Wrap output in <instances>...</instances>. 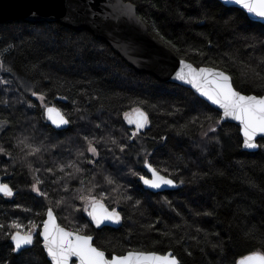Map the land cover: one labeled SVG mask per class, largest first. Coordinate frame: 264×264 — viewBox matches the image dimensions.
<instances>
[{"label": "trees", "instance_id": "obj_1", "mask_svg": "<svg viewBox=\"0 0 264 264\" xmlns=\"http://www.w3.org/2000/svg\"><path fill=\"white\" fill-rule=\"evenodd\" d=\"M126 1L180 59L226 72L243 94L264 95V25L244 11L218 0ZM0 64V179L15 190L0 196V264H51L39 235L18 254L9 236L14 221L42 225L49 207L109 257L172 252L181 264H237L264 254V139L244 151L238 126L191 90L136 71L89 30L0 23ZM33 92L63 111L67 130L48 125ZM135 108L149 116L140 133L125 119ZM145 162L177 190H145ZM37 180L46 196L33 191ZM89 191L122 213L118 227L95 228L78 198Z\"/></svg>", "mask_w": 264, "mask_h": 264}, {"label": "snow or ice", "instance_id": "obj_2", "mask_svg": "<svg viewBox=\"0 0 264 264\" xmlns=\"http://www.w3.org/2000/svg\"><path fill=\"white\" fill-rule=\"evenodd\" d=\"M233 2L248 13L264 19V0H233ZM0 67H2V64H0ZM257 75L259 76L260 74L257 73ZM176 78L192 84L201 95L213 104L219 105L223 109L224 117H231L240 122L244 137V147H259L255 140L258 135L264 137V95H244L236 91L232 86V78L226 72L215 69H196L190 64H184L180 71L177 72ZM33 96H37L41 104L44 105L48 119L52 123L58 127L69 123V120L65 118L58 108L44 104L45 96L43 94L33 92ZM125 119L129 124L135 125L136 132H139L149 123L148 114L140 108L133 109L131 114L125 113ZM132 135L134 136L135 133ZM4 151L0 147V152ZM39 151V148H35L29 155H34ZM87 151L92 153L93 156L99 155L92 141L88 142ZM121 151H123V148H121ZM91 163H95V161H91ZM145 164L152 174L151 179L144 176L141 177L145 185L160 188L162 185H173L175 183L172 179L161 175L151 164L147 162ZM48 171H51V169H48ZM77 171H80L78 166ZM137 175L139 174L137 173ZM107 182L109 184L114 183L111 178H108ZM39 183H42V181L37 180V183L33 184V190L41 196H46L47 193L41 192L38 187ZM0 193L4 196H12L14 194L12 187L3 182H0ZM78 198L84 201V211L92 218L97 227L106 220L119 223L121 219L120 213L115 209L109 210L103 203L102 195L98 198L89 191V194H81ZM46 215L47 219L42 222V225H37L30 221L29 226L26 227L19 222H13L11 227L15 231L9 234L14 244L13 251H20L22 247L31 245L35 237V230L42 227L43 230L40 235L43 237L44 248L47 251V255L51 258L52 264H71L73 257L77 258L79 264H180L172 253L159 255L155 252L129 251L125 255H112L109 258L105 251L93 245V237L91 235H82L79 231H69L61 227L56 222V216L51 207L47 209ZM3 227V225H0V228ZM238 264H264V254L259 252L252 253L240 259Z\"/></svg>", "mask_w": 264, "mask_h": 264}, {"label": "water", "instance_id": "obj_3", "mask_svg": "<svg viewBox=\"0 0 264 264\" xmlns=\"http://www.w3.org/2000/svg\"><path fill=\"white\" fill-rule=\"evenodd\" d=\"M218 1L225 7L237 8L244 11L250 20L264 25V19L248 13L241 6L235 4L233 0ZM129 9H131V11H129ZM16 20H25L32 23L59 22L62 25L74 30H89L97 39L106 42L114 50V52H116V54H118L130 67L136 71L152 75L161 82L174 83L191 90L195 95H197L200 99L205 101L209 106L221 114L222 122L231 123L238 126L240 128L241 136L244 140L242 126L240 125L239 121L234 120L231 117H224L223 109L220 108L219 105L213 104L210 100L201 95L192 84L176 78L177 72L180 71L184 64H190L196 69L204 68L215 69L218 71L222 70L211 67H197L191 62L180 59L171 49L166 47L151 35L147 25L139 18L137 14V7L131 2L126 0H0V23ZM232 86L235 88L233 80ZM51 106L58 108L55 105H50V107ZM58 109L65 116L63 111L60 108ZM44 115L48 125H50L56 131H64L70 127V120L67 116H65V118L69 120V123L58 127L56 124L52 123L50 119H48L45 110ZM134 128L136 129L135 125ZM144 129L145 127L141 129L139 133ZM260 139H264V137L258 135L256 137L255 143L259 145L258 141ZM259 149L260 146L256 148H246L243 144V150L247 152H256ZM145 170L148 174L146 177L151 179L152 174L146 166ZM0 182H3V180L0 179ZM141 183L145 190L153 193L174 191L178 188V184L176 182L173 185H162L160 188H153L145 185L142 180ZM13 193L14 194L12 196L15 195L14 189ZM0 196L4 195L0 193ZM53 212L56 216V222L61 227L66 228L60 224L56 212L54 210ZM118 212L121 215L119 223L106 220L99 227H97L95 222L92 221V218L91 221L97 229H102L104 227L116 228L122 222V214L120 211ZM46 219L47 215L45 216V220ZM66 229L72 231L68 228ZM42 230L43 229L41 228L38 232L36 229L33 243L31 245L22 247L20 251H15V253L18 254L26 249L31 248L34 245L37 235H39L44 252L52 264L51 258L47 255V251L44 248L43 237L40 235ZM11 243L13 244L12 241ZM92 243L95 247H97L94 244V237ZM106 255L108 254L106 253ZM71 264H79L77 258L73 257Z\"/></svg>", "mask_w": 264, "mask_h": 264}, {"label": "rangeland", "instance_id": "obj_4", "mask_svg": "<svg viewBox=\"0 0 264 264\" xmlns=\"http://www.w3.org/2000/svg\"><path fill=\"white\" fill-rule=\"evenodd\" d=\"M132 113V111L130 112V114ZM131 126H133L134 127V124H130ZM6 127V124L5 123H1L0 122V132L4 129ZM91 155L93 156V154L91 153ZM94 157V159H97L98 158V155L97 156H93ZM144 177H146V176H144ZM34 191V190H33ZM37 195H39V193H37L36 191H34ZM8 197H11V196H8ZM13 197V196H12ZM19 223H21V224H24L22 221H20ZM26 223H27V221H26ZM25 223V224H26Z\"/></svg>", "mask_w": 264, "mask_h": 264}, {"label": "flooded vegetation", "instance_id": "obj_5", "mask_svg": "<svg viewBox=\"0 0 264 264\" xmlns=\"http://www.w3.org/2000/svg\"><path fill=\"white\" fill-rule=\"evenodd\" d=\"M118 211V210H117ZM122 214V213H121ZM89 217V219L91 220V217L90 216H88ZM92 222V221H91Z\"/></svg>", "mask_w": 264, "mask_h": 264}]
</instances>
